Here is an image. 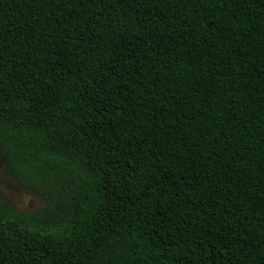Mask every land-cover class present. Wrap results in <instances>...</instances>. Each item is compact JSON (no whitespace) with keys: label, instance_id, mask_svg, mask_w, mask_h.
<instances>
[{"label":"trees","instance_id":"trees-1","mask_svg":"<svg viewBox=\"0 0 264 264\" xmlns=\"http://www.w3.org/2000/svg\"><path fill=\"white\" fill-rule=\"evenodd\" d=\"M0 264H264V0H0Z\"/></svg>","mask_w":264,"mask_h":264},{"label":"rangeland","instance_id":"rangeland-1","mask_svg":"<svg viewBox=\"0 0 264 264\" xmlns=\"http://www.w3.org/2000/svg\"><path fill=\"white\" fill-rule=\"evenodd\" d=\"M0 194L5 201L17 211L27 212L41 205V199L18 186L15 181L2 172V161H0Z\"/></svg>","mask_w":264,"mask_h":264}]
</instances>
